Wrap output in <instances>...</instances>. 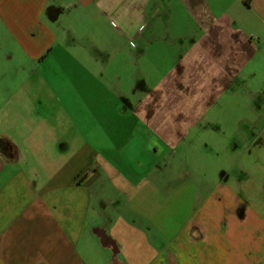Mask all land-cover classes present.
<instances>
[{
    "label": "crops",
    "instance_id": "obj_1",
    "mask_svg": "<svg viewBox=\"0 0 264 264\" xmlns=\"http://www.w3.org/2000/svg\"><path fill=\"white\" fill-rule=\"evenodd\" d=\"M194 8H239L242 47L264 42V0H0V264H264L263 179L182 196L160 183V165L110 160L146 139L139 125L163 144L191 131L190 119L147 118L148 84L130 83L125 95L121 78L134 59L163 61L166 23ZM193 20L175 43L197 37ZM227 54L240 75L250 54ZM108 78L120 115L97 116ZM70 109L82 125L88 111L110 126L95 130L121 142L108 158L85 146L70 152Z\"/></svg>",
    "mask_w": 264,
    "mask_h": 264
},
{
    "label": "rangeland",
    "instance_id": "obj_2",
    "mask_svg": "<svg viewBox=\"0 0 264 264\" xmlns=\"http://www.w3.org/2000/svg\"><path fill=\"white\" fill-rule=\"evenodd\" d=\"M194 9L196 13L192 10L187 20L180 15L178 20L173 18L170 26L166 23L165 35L158 45L164 55L163 61L134 59V64L127 70L131 74L127 76L126 70H123L121 78L125 95L129 92L130 83L141 85L145 80L148 84V94H145L148 101L145 98L142 102L147 118H162L171 125L190 119L193 123L191 131L183 135L178 132L177 136L175 133V142L163 144L162 141L156 142L157 137L139 125L140 130L135 135L142 133L147 140L141 141L139 137L138 140L126 142L127 150L123 152L120 149V157L110 159L120 168L125 164L136 165L137 160H141L145 166L160 165L164 171L160 183L174 187L182 196L190 195L197 187V192L205 195L210 190L216 193L219 191L217 187L222 184L264 180V42L254 36L247 47H242L245 29L244 24H238L236 20L239 8ZM226 10H229L228 16L223 15ZM215 16L220 24H213L211 17ZM190 18L196 19L203 28L198 29L196 38L175 43L176 33L188 32L186 27L190 25ZM206 26L212 38L208 39L209 32L204 35ZM230 48L233 52L243 50L250 54L240 75L236 71L230 72L231 61H227ZM102 85L104 108L95 113L102 117L116 113L120 115L117 105L120 102L116 100L118 94L114 92V84L108 78L106 81L103 79ZM243 112L246 118L244 123L233 124L232 120ZM88 113L87 121L82 125L79 119L84 117L70 109L67 131L70 152L85 146L101 151L108 158L112 145L121 142L95 139L96 128L103 133L104 128L110 126L93 124V115ZM128 115L140 116L131 109ZM112 127L117 129L119 126ZM99 137L105 138L107 135L100 134ZM153 145L158 152L154 153ZM104 156H98V160L105 159ZM172 188L167 189L172 191Z\"/></svg>",
    "mask_w": 264,
    "mask_h": 264
}]
</instances>
